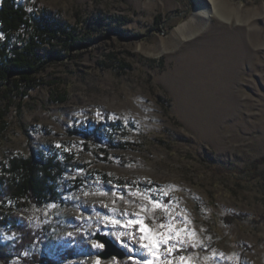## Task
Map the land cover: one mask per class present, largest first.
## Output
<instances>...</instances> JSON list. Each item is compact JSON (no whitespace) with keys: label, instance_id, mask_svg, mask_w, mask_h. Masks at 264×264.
I'll use <instances>...</instances> for the list:
<instances>
[{"label":"rangeland","instance_id":"374dc122","mask_svg":"<svg viewBox=\"0 0 264 264\" xmlns=\"http://www.w3.org/2000/svg\"><path fill=\"white\" fill-rule=\"evenodd\" d=\"M20 2L91 40L47 63L36 79L50 84L15 100L4 118L0 175L36 149L66 171L62 203L11 214L17 229L0 230V244L12 257L0 264H42L44 254L68 256L61 264H264V0ZM196 2L209 18L195 16ZM5 95L0 88V110ZM114 120L132 126L113 144L134 146L71 133ZM104 216L143 220L145 232L128 230L137 238H173L154 257L128 236L122 245L108 235L117 229ZM98 236L124 258L101 259Z\"/></svg>","mask_w":264,"mask_h":264},{"label":"trees","instance_id":"16d2710c","mask_svg":"<svg viewBox=\"0 0 264 264\" xmlns=\"http://www.w3.org/2000/svg\"><path fill=\"white\" fill-rule=\"evenodd\" d=\"M0 35L3 36L0 39V88H4L8 101L4 109L0 110L1 134L5 131L4 118L15 100L22 101L33 90L50 84L36 79L47 63L63 60L69 52L82 49L91 39L88 33L78 32L75 27L54 20L45 10L38 14L28 12L20 0L1 1ZM66 98L67 95L63 94L58 102L64 103ZM131 126L130 123L124 126L121 121L114 120L74 129L71 133L96 143L105 142V146L111 149H127L134 144L127 141L116 145L113 143L116 136H126ZM84 147L87 150L86 144ZM102 160L107 161L105 158ZM2 170L0 230L17 229L18 218L11 215L14 211H23V208L31 205L40 208L62 203L59 188L66 167L57 157H45L41 149H36L27 157L11 159ZM103 178L107 179V176L103 175ZM116 182L122 184V181ZM5 212H9V215H4ZM21 240L26 242L25 239ZM11 257L10 248L0 244V263L8 262ZM67 258L61 257L60 261H54L44 254L36 263L61 264Z\"/></svg>","mask_w":264,"mask_h":264},{"label":"snow or ice","instance_id":"6c2138e0","mask_svg":"<svg viewBox=\"0 0 264 264\" xmlns=\"http://www.w3.org/2000/svg\"><path fill=\"white\" fill-rule=\"evenodd\" d=\"M31 11V9H29ZM0 39H3V36L0 35ZM99 116V113H97ZM115 118V117H113ZM59 147V145H57ZM103 194V193H101ZM147 199V197H145ZM149 203L153 205V207H162L158 201H152L149 199ZM49 207H54V205H50ZM111 211L115 214L116 209H111ZM124 216H127L128 213H123ZM102 219L105 221L106 225L111 224L113 227H115L117 230L115 232L108 233V235L115 236L116 240L120 242L122 245L125 244V241L122 239L125 236H128L132 240H135L136 242L140 243V247L147 250V252L154 256L158 257L160 246L167 242V240H171L173 237L170 234L167 233H155V234H145L144 236H141L139 238L136 237L135 232L128 231L129 229H132L134 225L139 224V231L145 232V225L143 220L141 219H127V220H120L115 218V216L109 217L104 216ZM161 228L165 227V225L161 224ZM120 229H125V231H120ZM176 236H179V233H176ZM93 247L102 248L104 247L103 243H99L97 241H93ZM178 243L183 244V240H178ZM175 248V245H169L167 251L171 252ZM223 255V254H221ZM181 261L185 260V257H179ZM134 264H154V261L152 260H145V261H135ZM161 264H164L163 261H161ZM168 264H171V262H168Z\"/></svg>","mask_w":264,"mask_h":264},{"label":"water","instance_id":"95a60500","mask_svg":"<svg viewBox=\"0 0 264 264\" xmlns=\"http://www.w3.org/2000/svg\"><path fill=\"white\" fill-rule=\"evenodd\" d=\"M97 239L104 244L105 250L104 252H102L99 257L101 259L107 260L110 259L111 257H117L119 259H123L124 258V254L117 249L111 240H109L107 237H100L98 236Z\"/></svg>","mask_w":264,"mask_h":264},{"label":"bare ground","instance_id":"6f19581e","mask_svg":"<svg viewBox=\"0 0 264 264\" xmlns=\"http://www.w3.org/2000/svg\"><path fill=\"white\" fill-rule=\"evenodd\" d=\"M198 15H202V16H205L206 18H209L210 12L205 10V8L200 3H197L196 8H195V16H198ZM178 32L183 38H186L187 29L180 27L178 28Z\"/></svg>","mask_w":264,"mask_h":264}]
</instances>
